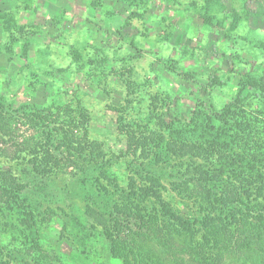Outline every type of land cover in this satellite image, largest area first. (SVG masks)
Instances as JSON below:
<instances>
[{
	"label": "rangeland",
	"instance_id": "374dc122",
	"mask_svg": "<svg viewBox=\"0 0 264 264\" xmlns=\"http://www.w3.org/2000/svg\"><path fill=\"white\" fill-rule=\"evenodd\" d=\"M263 88L264 0H0V264H264Z\"/></svg>",
	"mask_w": 264,
	"mask_h": 264
},
{
	"label": "trees",
	"instance_id": "16d2710c",
	"mask_svg": "<svg viewBox=\"0 0 264 264\" xmlns=\"http://www.w3.org/2000/svg\"><path fill=\"white\" fill-rule=\"evenodd\" d=\"M220 1V0H219ZM258 1H260V0H258ZM248 2H245V7H246V12H247V14H248V18L250 19V20H253V21H255L256 20V22H258L257 21V18H256V12L255 11H252L250 8H248ZM230 16H231V22H230V28H231V30H234L236 27H237V23H238V19H239V15L236 13V12H232L231 14H230ZM263 23L262 22H259V23H257V25H262ZM74 56H75V54H74ZM262 90H264V88L262 89ZM240 102V97L238 96V97H236V99L234 100V103H230V104H228L227 106H225L224 107V109L222 110V112L219 114V115H217L216 116V120L219 122H221V123H228L231 119H233L234 118V112H235V109L234 108H236L237 106H236V104L237 103H239ZM58 151V150H57ZM49 151L47 152V156H49ZM57 154H61L62 155V152L61 153H59V151L57 152ZM250 169V171H252V174H251V177H252V179L253 180H257L256 179V177H258V166H256V165H252V167H250L249 168ZM31 170L35 173V174H38L40 177H50L53 173H54V171L56 170V168L55 167H48V165H47V163L45 164H40V165H38V166H36V167H32L31 168ZM25 173V172H24ZM10 181V180H9ZM6 180H5V178H3V176L2 175H0V196H1V198H0V204L2 203V204H4V203H8L9 202V200L13 197V199L14 200H16V199H18V197L22 194V193H24V188H20V189H12V190H10L9 192L7 191V185H6ZM254 186H255V189H254ZM14 188V187H13ZM153 188L154 187H152V189H150V188H144V189H141V191L142 192H140V193H143L144 192V194H142L143 195V199H145V198H149V197H153V194L151 193V190H153ZM250 189H251V193H255L256 191H257V187H256V183H253L251 186H250ZM155 191V190H154ZM151 194V195H150ZM6 195L7 196V198H9V200H7V199H4V196ZM135 195H138V194H135ZM139 196L140 195H138L137 196V198H139ZM208 197V196H207ZM209 198L210 197H208V198H206V199H203L202 200V202H203V207H201V206H198L197 207V209H196V211L197 212H193V213H195L196 215H198V218L195 220V224H193L192 226L194 227H196V231L197 232H200V231H204V232H206L207 231V229L209 230V232H211L213 229H214V227H213V224L216 222V218L217 217H220V221L221 222H223V219L221 218V215L223 214V212L222 211H210L209 210V208L207 207L208 206V204H210V200H209ZM5 200V201H4ZM213 200V199H212ZM211 200V201H212ZM137 202V201H136ZM232 203H234L233 201H230L229 203H224V206L225 205H229V204H232ZM234 207L235 206H231L230 208H228L229 210H228V212H229V214L228 215H224V216H226V217H230L231 215V217H234L235 216V211H234ZM137 210V209H136ZM133 211H134V208H133ZM161 214V213H160ZM166 214H167V209L165 210V211H163L162 212V214L159 216V218H160V220L159 221H157V222H159L160 223V226H161V224H162V226H164L165 227V225H166V220L164 219L165 217H166ZM133 215L136 217V214L135 213H133ZM163 216V217H162ZM243 217V216H242ZM252 219V218H251ZM242 220H245V221H249L250 222V220L249 219H244V218H242ZM159 223H157V225H159ZM239 223V222H238ZM237 223V224H238ZM258 222L256 221V224H257ZM156 224V223H155ZM251 226H254L255 224L254 223H249ZM242 225H243V223H242ZM192 226L190 227L191 229H192ZM151 229L152 230H154V231H156V226H154V223L151 225ZM164 229V228H163ZM157 232V231H156ZM206 234V233H205ZM247 234H248V232L246 233V236H247ZM109 237H111V238H116V236L115 235H110ZM247 238H249V237H247ZM252 238H254L253 236H252ZM248 240V239H247ZM114 242H117V241H115L114 240ZM123 244V249H122V252H125V250L128 248L127 246V242L125 241L124 243H122ZM202 245V244H201ZM114 248H115V246H114ZM115 252V251H114ZM0 253H3V249L2 248H0ZM122 255H123V253H122ZM122 255H120L121 257H119V258H121L122 259ZM195 258V257H194ZM196 258H197V264H202L201 262H202V260H203V258H201V256L199 255V253H198V251L196 252Z\"/></svg>",
	"mask_w": 264,
	"mask_h": 264
}]
</instances>
